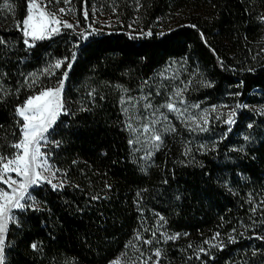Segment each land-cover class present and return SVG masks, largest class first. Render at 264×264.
<instances>
[{"label":"trees","instance_id":"1","mask_svg":"<svg viewBox=\"0 0 264 264\" xmlns=\"http://www.w3.org/2000/svg\"><path fill=\"white\" fill-rule=\"evenodd\" d=\"M10 2L14 11L0 12V39L6 41L0 45V147L14 151L4 146L20 136L16 106L56 85V76L54 81H42L43 63L67 58L71 69L66 65L59 75L67 71L63 95L69 115L58 121L50 142L52 161L67 173L71 186L62 192L49 186L33 192L41 210L22 212L17 224H11L5 264H109L137 227L138 199L167 217L175 231L197 239L208 229L234 228L247 218V194L264 192V130L243 154H234L230 164L215 155L185 166L181 154L173 151L161 158L159 169L147 172L133 162L120 100L176 59L197 77V100L217 104L226 95L239 93L240 99L264 102V52L259 46L264 0H144L137 12L144 27L141 34H131L127 20L115 33L93 36L72 48L69 40L84 34L63 28L31 49L25 48L17 30L25 18V0ZM90 2L79 0L83 15L87 10L89 16ZM176 13L185 19L156 28L159 20ZM31 73L37 74L38 82L28 87L25 78ZM54 141L60 142L58 147ZM224 172L229 174L228 190L216 182ZM93 195L106 198L93 201ZM245 246L247 242H237L212 252L213 259L194 257L190 264L247 263ZM185 252L187 246L177 244L165 250L177 261L187 256Z\"/></svg>","mask_w":264,"mask_h":264},{"label":"rangeland","instance_id":"2","mask_svg":"<svg viewBox=\"0 0 264 264\" xmlns=\"http://www.w3.org/2000/svg\"><path fill=\"white\" fill-rule=\"evenodd\" d=\"M143 2L144 0H91L89 7L90 13L87 19L79 10V0H71L69 5H65L61 0L60 3L54 4L52 7L57 9L60 7L71 9L67 15H62V19L74 25L72 30L77 33L84 34V36L80 39H76L75 41L69 40L72 48H80L81 45H85L93 36L105 33H115L121 27H125V22L127 20L128 31L131 34L143 33V23L137 14V12H139L141 9ZM3 10L4 8L0 7L1 13H3ZM262 16H264V8L261 9V17ZM183 19L185 18L179 13L168 15L166 19H161L158 21L159 24L156 26V28L164 29L167 26L170 27L178 22H181ZM262 23L264 26V22ZM259 44L261 50L264 52V29ZM58 60L65 59H48L43 63L42 72L45 68L53 65ZM67 63H69L68 59ZM67 63H65L64 66H66ZM64 66H62L60 69H54L53 75L45 74L43 72L44 76L42 78L44 79L42 81H54L57 77L58 79L55 82V84H57V82L63 77V75H59V72L63 70ZM196 79L197 77L188 70V67L183 60L174 59L168 61L165 65L156 70L154 74L147 79V85L144 84L138 89L130 90L122 94L121 99H126L128 96L138 99L141 95L147 94L151 89L153 92V95L151 96V102L154 105H160L167 102L168 97L171 96L175 90L178 88H184L185 91L183 93V98L187 102L185 106H190L193 104L200 105L199 109L189 108V112L192 115H198L202 110H205L209 113L208 119L210 123L207 125V131L194 132L190 127H186L180 118H177L174 114L167 113L166 110L162 109V111H165V114L169 116V119L172 125L175 126L176 131L174 133L165 135L164 144L161 149L156 151L150 160L144 161L140 159V157L144 155V152H133L132 149L134 146L130 145L133 162L141 168L147 169V172L159 169L161 166V158L173 151L181 154L180 157L182 159L180 162L182 161L185 166H194L196 163L203 161L205 157H213L215 155H220L224 163L230 164V161H232V156H234V154H243L245 152V147L252 143L253 138H256L257 134L261 130H264L263 101H254V103H252L250 100H253V97L250 99H240V95L234 94L226 95L222 101L217 104L210 103V100H197L195 98L198 95L197 90L200 84L196 82ZM157 89H159L160 95L155 94ZM142 103L143 101H141V104ZM237 105H240L241 107L237 108ZM120 108L122 109L121 103ZM213 108L215 111H213ZM233 109L236 111V115L233 117L234 123L232 125H228L225 123V120L228 118L230 111ZM62 116L64 115H61V117ZM122 117L124 124L126 117L123 114ZM239 123L241 124L240 129L237 128ZM249 125H251V127H249ZM157 127H159V125ZM50 135L48 137L49 144L42 150L51 154L50 162L55 167L59 168L62 173H64L65 171L55 164L54 161H52L53 144L50 142ZM129 136L131 138L130 133ZM246 136L248 137L247 140L245 139ZM201 145H205L206 147L201 148ZM186 148L191 149V152L188 156L183 154ZM222 161L220 163H223ZM14 175L15 174H13V176ZM228 176L229 174L227 172L218 174V176H216V182H219L226 190L229 188L227 183ZM65 179L69 182V184H71L67 175ZM224 179H226V181H224ZM48 186L49 185L47 184H43L42 186L30 190L33 197L38 202L40 201L35 197L33 192L41 188L46 190ZM0 188L7 190V186L3 184H0ZM175 192H177V190ZM174 198L176 199V195H174ZM246 200L247 209H249L247 218L240 220L234 228L224 225L220 228L208 229L206 233L201 234L200 238L198 239L191 237L188 234L185 235L181 231H175L167 217L145 202H140L139 204V206L143 209V212L140 213L138 211L137 202H135L134 207L137 209L139 214L137 227L133 229L130 236L127 238L121 253L109 264H115L116 261H120V264H125V253H127L129 261L136 256L135 251L130 248L129 245L130 243H136L135 233L137 229L142 227V225L148 227L153 226L154 221L157 219V214L164 216L166 219V223L164 224V227L161 229V231H166L168 234H181L180 238L175 241H168L167 243L152 245L153 249L160 247L164 252L161 264H183L182 262L185 261H188L190 264L193 262V258H196L198 249L200 247L209 248V245L205 244V241H209L211 244H220L221 242L223 243L222 249L211 247L210 254L215 250H223L229 245L245 241L247 242L248 246L244 247V256H249L250 261L242 264H262V260H264V239H260L259 237H264V205L260 204L261 201H264V192L257 195L255 193L249 192L246 196ZM253 207L256 208L255 212L251 210ZM22 212L25 211H13L14 216L17 218V222L18 214ZM11 224L14 223L9 224L8 231ZM216 233H219V237H216ZM143 235L146 236L147 234L143 233ZM230 236L235 238L234 243L229 240ZM6 244L5 251L7 247ZM170 244H177V246L186 245L187 252L184 254L187 256H179V261H177L175 257L167 256L165 250ZM189 245L192 247L190 248ZM199 255L200 259H197V261L201 260L202 256H206L203 254Z\"/></svg>","mask_w":264,"mask_h":264},{"label":"snow or ice","instance_id":"3","mask_svg":"<svg viewBox=\"0 0 264 264\" xmlns=\"http://www.w3.org/2000/svg\"><path fill=\"white\" fill-rule=\"evenodd\" d=\"M61 0H25V18L17 24V30L22 32L24 37L23 44L26 49H31L36 46V42L52 39L53 36L59 35L62 28L72 29L74 25L62 19V15H67L71 9L66 7L53 8L54 4L60 3ZM65 5H69L71 0H62ZM0 7L9 11H14V5L10 0H0ZM84 16L87 19L88 12L84 11ZM264 22V16L260 17ZM146 35H152L151 31ZM203 36V34H201ZM6 44V41L0 39V45ZM75 54L72 60H75ZM65 60H58L53 65L45 68V74L53 75L54 69H60ZM71 63H67L68 69H71ZM29 78L31 83H28ZM67 79V71L64 72L63 77L57 82L54 87H46L40 89L35 95L28 96L22 104H18L15 109L16 116L19 118L16 123L19 125L20 136L15 142L5 145L14 151L7 153L0 147V184L6 185L7 190L0 188V264H5V244L10 223H17V218L14 216V210L20 211H39L41 210L39 202L33 197L31 189L47 184L54 192H62L65 187L71 186L65 179L66 172L55 167L51 162V154L42 149L49 144V135L54 133L55 126L61 115H69L64 99V84ZM38 82L36 73L29 74L25 78V83L28 87L34 86ZM147 85L148 81H144ZM208 86H211L209 83ZM2 91V90H0ZM19 91V90H17ZM127 91V90H125ZM184 88H178L168 101L154 105L151 102L153 95L150 89L147 94L141 95L138 99L128 96L126 99L122 98L120 103L122 105V114L126 117L124 121V128L127 130L131 138L128 143L134 146L132 151H143L144 155L140 159L148 161L156 151H159L164 144V137L166 134L174 133L176 128L172 125L167 113L174 114L177 118L190 127L192 131H207V125L210 123L208 119L209 113L202 110L198 115H192L189 108L199 109V104L185 106L186 100L183 98ZM156 95H160L159 89L155 91ZM93 95V93H89ZM234 95H239L236 93ZM102 99V97H101ZM141 101L143 103L141 104ZM241 107L240 105L236 106ZM87 110V109H83ZM213 111L215 109L213 108ZM236 115L235 109L230 111L225 123L232 125L234 123L233 117ZM159 125V127H157ZM2 127V126H0ZM251 127V125H249ZM230 130V129H229ZM247 140L248 137L246 136ZM55 145L59 146V141H54ZM201 148L206 147L201 145ZM191 152L190 148H186L184 155L188 156ZM75 163V161H74ZM13 174H15L13 176ZM167 183V180L164 181ZM79 187L78 185L76 186ZM110 189L111 185H105ZM146 191V189H145ZM140 197V193H137ZM106 197L100 195H93L90 197L93 201H98ZM179 199V196L176 197ZM140 201L137 200V207L140 213L143 209L139 206ZM264 205V201L260 202ZM253 212L256 208L251 209ZM146 223V221H145ZM166 219L164 216L157 214V219L153 226H143L137 229L135 233L136 243H130L136 256L129 261L127 253H125V264H161L164 252L160 247L152 248L153 244L167 243L168 241H175L180 238V233L168 234L163 229ZM146 233L147 235H143ZM186 235V234H185ZM219 237V233H216ZM264 239V237H259ZM231 242H235L234 237H229ZM209 248L200 247L196 259H200L199 254H203L213 259L210 255V248H221L223 243L211 244L205 241ZM33 249L37 245H31ZM191 248L192 246L189 245ZM255 254V253H254ZM115 264H120L116 261ZM206 264V262H202Z\"/></svg>","mask_w":264,"mask_h":264}]
</instances>
